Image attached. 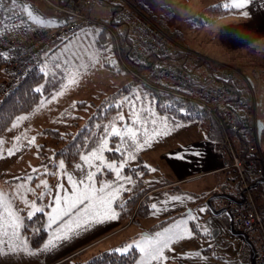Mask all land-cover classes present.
I'll use <instances>...</instances> for the list:
<instances>
[{
    "label": "rangeland",
    "instance_id": "374dc122",
    "mask_svg": "<svg viewBox=\"0 0 264 264\" xmlns=\"http://www.w3.org/2000/svg\"><path fill=\"white\" fill-rule=\"evenodd\" d=\"M99 1L103 0H92L84 10L85 14L90 11L87 16L96 24L84 23L73 34L61 41L55 40L38 53L42 81L36 89L43 97L33 112L19 114L0 136V211L11 214L13 219L20 218L15 233L8 229H5L8 235L0 232V239L5 241L0 244V264H36L35 257L44 253L50 239L48 229L62 222L70 213L69 209L79 205L69 208L74 200L64 206V192L74 191L78 195L84 192L87 184L77 188L74 182L86 180L92 164L102 170L92 171L91 188L108 189L100 199L114 192L119 194L111 202L114 208L129 198L134 181L141 180L145 191L124 221L115 212L116 222L93 230L82 240L83 244H77L79 248L76 245L69 248L68 255L57 264H83L104 251L117 248L126 249L118 252L120 254L135 249L137 257L131 264H251L249 244L232 227L230 217L217 209V202L226 196L215 188V178L200 172L177 179L166 168L162 156L169 151L181 152L196 140L200 141L203 136L200 126L195 122L171 121L166 113L156 109L145 85L137 81L143 82L144 78L121 67V56L114 51V47L118 49L116 38L113 36L112 46L102 31L109 29L97 21H107L109 17L108 9L97 3ZM104 1L122 4L125 7L122 12L148 25L146 34L153 30L168 49L183 51L188 56L183 65L197 75L192 81L196 89L203 91L207 85L202 79L209 75L204 64L209 66L212 75L227 73L239 90H247L249 100L241 99L247 103L250 115L259 119L257 102L260 100L249 81L256 88V75L264 74L259 66L261 49L264 54V32L252 31L250 21L235 15L233 18L230 12L222 17L203 14L217 3L231 9L228 0ZM55 2L61 4L58 0ZM36 5L39 11L50 14L40 0ZM152 14L160 17L156 24L149 18ZM237 23H243L244 27H234ZM154 74V79L159 80V74ZM7 78L8 72L0 66V87L6 84ZM15 84L7 91L0 90V102ZM134 95L140 100L130 110ZM90 127L92 132L99 131L98 145L80 152L74 164L67 166L70 152L64 153L62 158L55 153L65 151L73 136ZM113 129L119 133V138L110 145ZM46 130L56 131L63 141L53 144L44 133ZM42 146H45L43 151ZM115 148L121 150L119 156L106 160L105 152ZM258 151L256 154L264 167V156ZM110 162L119 176L107 169ZM143 165L147 172L142 171L140 166ZM223 172L228 180V170ZM114 181L119 190L113 185ZM262 195L258 189L251 194L259 210L264 209ZM54 197L61 200L56 201ZM139 206L147 214L138 215ZM37 209L45 211L48 239L31 250L21 230L25 225L30 226L26 219L40 212ZM28 212L33 215L29 216ZM111 214L110 211L105 214L108 221ZM2 222L8 225V217L4 216ZM165 237H172L167 241L169 246L161 249L167 259L157 261L153 259L155 253L141 252L137 247L150 249L153 241Z\"/></svg>",
    "mask_w": 264,
    "mask_h": 264
},
{
    "label": "built area",
    "instance_id": "2783aa9c",
    "mask_svg": "<svg viewBox=\"0 0 264 264\" xmlns=\"http://www.w3.org/2000/svg\"><path fill=\"white\" fill-rule=\"evenodd\" d=\"M37 1L0 0V61L8 72L6 84L0 90H9L32 65L38 53L49 44L73 34L84 23L96 24L84 11L92 0H63L62 4H57L55 0H40L50 14L39 11ZM115 18L129 27L131 56L136 63L150 54L165 56L176 53L168 49L153 30L146 34L148 25L141 24L131 14L121 12ZM151 70L159 74V79L169 80V88L162 89L163 92L179 99L196 101L201 107L216 112L220 124L226 130L238 128L248 134L252 142L250 150L255 153L258 151L255 118L250 115L247 103L240 96L233 97L225 87L229 79L227 73L204 76L202 79L207 85L201 91L192 83L197 75L184 65L182 68L175 62L154 64ZM145 84L149 85L147 82ZM213 149L222 155L217 147ZM231 155L232 160L223 161L221 170L235 168L239 175L264 176V167L243 162L233 153ZM216 206L219 212L230 217L232 227L249 244L251 264H264V209L256 208L251 197L240 200L224 197Z\"/></svg>",
    "mask_w": 264,
    "mask_h": 264
},
{
    "label": "trees",
    "instance_id": "16d2710c",
    "mask_svg": "<svg viewBox=\"0 0 264 264\" xmlns=\"http://www.w3.org/2000/svg\"><path fill=\"white\" fill-rule=\"evenodd\" d=\"M58 2L62 4L63 0H58ZM97 3L102 4L109 11V17L107 21L98 19L97 21L109 29L108 32H106L104 29L102 31L106 34V38L107 36L109 37L112 46H114V40L112 39L113 36L116 38L118 42V49L116 50L114 47V51L121 56V67L125 66L132 72H135L137 77L144 78L143 82H141L140 79L136 80L139 81L143 86L145 85L146 89L150 93L149 96L151 97V101L154 102L155 107L159 112L166 113L167 117L173 122L181 120L183 122H195L198 124L206 142L211 143L213 148L217 147L220 152H222V155L226 156L225 158L228 161L232 160L231 153H233L237 159L243 162L254 164V166L257 167L263 166L261 157L250 150L251 137L248 134H244L238 128L235 130H226L220 124L219 117L216 112L209 111L201 107V105L196 101L179 99L162 91V89L169 88V80L167 78L155 80V74L151 70L152 66L154 64L175 62L183 68V63L188 58V56L183 51L176 52V56L173 53L167 54L165 56L150 54L144 60L136 63L131 56L132 40L129 27L125 22L119 21L115 18V16L121 13L125 7L122 4L106 3L104 0ZM232 11L233 10L226 5L223 6L221 3H217L208 8L203 14L209 15L211 13V16L215 14L216 16L222 17L225 13H232ZM89 12L90 11L88 10L87 15H89ZM149 18L154 23L158 19V17L153 14ZM158 20H160V17ZM62 39H57L56 41H61ZM39 57H36L37 59L35 58L32 65L18 78L15 86L12 88V90L5 94L3 101L0 102V136L13 123L19 114H29L33 112L41 101L40 99L43 97L40 91L36 89V86H38L42 81V73L38 70L37 65ZM204 65L205 71L209 72V75H211L209 66L207 64ZM0 66L4 69V71H7L6 66L3 65L1 61ZM145 82H147L149 85L145 84ZM225 87L230 91L233 97L238 95L244 99H248L247 90H239L234 85L231 77H229L228 81L225 82ZM181 108L184 109L183 112L180 111ZM91 125H93V122ZM90 129H81L75 136L71 138L72 140L66 144L67 148L65 151L62 150L63 153H55L58 157L62 158L64 157V153L70 152V158L68 162H66L67 166L71 167L74 164V161L77 159V156L80 154V152L91 150L98 145L99 131L97 130L96 132H92L93 128L90 127ZM44 133L50 137V139L53 141V144L58 145L60 141H63V137H61L59 133L54 130H46ZM118 138L119 135H114L111 137L110 145L113 144L112 141L114 139L115 141H118ZM124 140L127 141V138H124ZM128 140L131 142L130 138H128ZM118 143H120V141ZM118 143L116 142V146ZM44 147L45 146H42V151L44 150ZM116 155L119 156L118 152L116 151L111 150L105 152L106 160L107 158H111V156ZM41 157H44V155L42 154ZM140 167L142 168L143 172H147V168L144 165ZM228 175H230L228 181L223 184L221 188V191L225 193L226 197L240 200L242 198L251 197V194H253L258 189L261 190V193L263 194L262 196L264 198L263 175H239L235 168L228 170ZM130 188L131 189L129 193L124 192V194L128 193L130 195L129 198H127L124 204H120L118 207H115L118 218L122 221H124L129 213L133 211V207L138 202L141 194L145 191L144 188H141V180L137 183L134 181ZM145 212L146 210H144L143 207H140L136 213H139L138 215H145L147 214ZM26 221L27 224H30V226L28 228L26 225L25 227L23 226L21 233L25 238L28 247L32 250L41 245L47 238V229L45 227V211L40 210V212L35 213L32 217L27 218ZM136 257L137 253L135 249H132L127 254H120L115 250H109L89 259L83 264H131L134 262Z\"/></svg>",
    "mask_w": 264,
    "mask_h": 264
},
{
    "label": "crops",
    "instance_id": "0c3cea01",
    "mask_svg": "<svg viewBox=\"0 0 264 264\" xmlns=\"http://www.w3.org/2000/svg\"><path fill=\"white\" fill-rule=\"evenodd\" d=\"M228 4L232 7L231 9H233V13H231L230 16L234 18L235 15L239 19L250 21L252 31L258 29L264 32V0H248L247 3H243V0H228ZM238 4L242 6H237ZM242 24L243 23H237L233 26L244 27ZM246 26L247 25H245V28H247ZM246 32L247 31H245V33ZM260 51L259 54L262 63L259 66L262 67L260 69H264V59H262L264 58V54H262L263 49ZM256 78L258 79V82L255 84L256 88L251 80L249 81L248 79V81L251 84L253 92L255 93L256 91L258 94L257 96L260 100L257 102L258 111L260 113L259 119L264 120V74L260 72L256 75ZM256 120L255 118V121ZM195 142L194 145L191 144L181 152L169 151V153L164 154L162 158L165 159L166 168H168L177 179L203 172L204 174L213 176L215 178V188L217 190L221 189L223 184L228 181L226 180V174L221 170L223 161H226V156L218 155L213 150L211 143L206 142L204 135L200 141L196 140ZM259 143V151H261L262 156H264V130L262 131ZM112 195L114 196V200L119 196L116 192ZM65 196L64 206L67 207L74 202V200L75 203L73 205L77 204L78 192H64L63 198ZM114 200L109 201L111 210L105 211V214L109 211L112 213L110 221L106 219L105 214L100 215L99 212L96 211L95 201L92 204H85L83 206L77 205L74 207L70 213L65 215L62 222L56 224V227L53 226L48 229V236H50V239L47 237L48 242L44 253L35 257L37 259L36 264H57L61 261V258L68 255L67 250L69 248L75 245L76 248H79L77 244H83L82 240L93 230L102 229L116 222V211L114 204H111ZM73 205L69 208H72ZM93 216H95V219L92 218ZM85 221L88 222L85 223ZM77 225H79V227H77Z\"/></svg>",
    "mask_w": 264,
    "mask_h": 264
},
{
    "label": "snow or ice",
    "instance_id": "6c2138e0",
    "mask_svg": "<svg viewBox=\"0 0 264 264\" xmlns=\"http://www.w3.org/2000/svg\"><path fill=\"white\" fill-rule=\"evenodd\" d=\"M248 0H243V3H247ZM237 6H242V5H237ZM65 67H67V64H65ZM133 102L132 104L129 105V109L131 110L132 108L135 107L136 102L138 100H140V97H136L135 95L133 96ZM181 112L184 111L183 108L180 109ZM120 119H123V117H120ZM112 135H116L118 136L119 133L113 129L112 131ZM108 146L105 145V148H107ZM108 150H112V151H116V152H120L121 150L119 148H115V149H108ZM11 154V153H9ZM81 159H83V157H81ZM99 159H103V157H99ZM122 166V165H121ZM91 171L89 172L88 176L86 177V180H79L74 182L76 184L77 188H80L81 186H84L87 184V188L84 192L79 193V195L77 196V200L76 203L83 206L85 204H92L95 201V208L96 211L99 212L100 215H104L105 211L111 210V206L109 204V201H113L114 200V196L112 194H109L108 196H106L104 199H100V197H102L104 195V192L107 191V188H91V184L93 181V176H92V171H101L102 169L97 166L96 164H92L90 166ZM107 169L116 172V174L119 176L120 173L119 171H117V169L114 167L113 163H109L107 165ZM124 179H127L126 177ZM113 185L117 186V189L119 190V186L116 184V182H113ZM61 191H63V189H61ZM54 199L56 201H60L61 197H54ZM55 205H49V207H54ZM75 205H73L74 207ZM153 207H155V205H153ZM0 208H2V205H0ZM71 211V209H69ZM203 209H201L202 211ZM37 211H40V209H37ZM28 215L31 216L33 215L32 212H28ZM4 216L8 217V225H4L2 222V218ZM93 219H95V216L92 217ZM19 216H17L15 219H13L11 214L8 213H4L3 211H0V232H3L4 235H8V231H6L5 229L10 230L12 233H15V230L19 227ZM88 221H85V223H87ZM53 223H56L55 220H53ZM77 227H79V225H77ZM172 239V237H165L164 239H157L156 241H153L151 244L150 249H145L143 247H140L139 245H137V247L139 248V250L141 252H147L148 254H152L155 253V255L153 256V259H156L157 261H159L161 258L163 259H167V257L164 255L163 251L161 250L162 248H167L169 245L167 243L168 240ZM5 243V241L3 239H0V244ZM115 251L117 252H121V251H126V249H121V248H117L115 249Z\"/></svg>",
    "mask_w": 264,
    "mask_h": 264
},
{
    "label": "water",
    "instance_id": "95a60500",
    "mask_svg": "<svg viewBox=\"0 0 264 264\" xmlns=\"http://www.w3.org/2000/svg\"><path fill=\"white\" fill-rule=\"evenodd\" d=\"M255 125H256V135L257 138L259 139L261 137L262 131L264 130V120L257 119L255 121Z\"/></svg>",
    "mask_w": 264,
    "mask_h": 264
}]
</instances>
